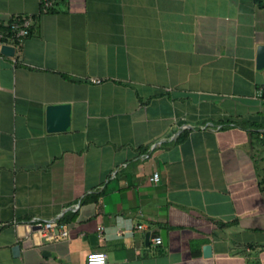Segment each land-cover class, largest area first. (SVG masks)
I'll return each mask as SVG.
<instances>
[{
    "label": "crops",
    "instance_id": "crops-1",
    "mask_svg": "<svg viewBox=\"0 0 264 264\" xmlns=\"http://www.w3.org/2000/svg\"><path fill=\"white\" fill-rule=\"evenodd\" d=\"M24 17L0 50V264H264V6L0 0V25Z\"/></svg>",
    "mask_w": 264,
    "mask_h": 264
},
{
    "label": "built area",
    "instance_id": "built-area-1",
    "mask_svg": "<svg viewBox=\"0 0 264 264\" xmlns=\"http://www.w3.org/2000/svg\"><path fill=\"white\" fill-rule=\"evenodd\" d=\"M53 0H42V9L47 11L52 5ZM34 24L32 17H24L21 19H15L11 24V32L4 33L0 31V50L5 44L13 45L18 48L22 45L24 39L30 34V29ZM97 81V80H96ZM152 181L157 183L160 180L159 172H155L152 176ZM141 228L143 227L140 226ZM45 233H53L59 237H66L69 235L64 225L58 224L54 221H48L44 227ZM163 241L162 237H157L155 242L161 244ZM86 264H112L108 260L107 253L103 251H95L88 255Z\"/></svg>",
    "mask_w": 264,
    "mask_h": 264
},
{
    "label": "water",
    "instance_id": "water-1",
    "mask_svg": "<svg viewBox=\"0 0 264 264\" xmlns=\"http://www.w3.org/2000/svg\"><path fill=\"white\" fill-rule=\"evenodd\" d=\"M16 48L13 45L5 44L1 48V52L7 56H14ZM257 68H264V44H259L257 47ZM72 119V105L68 102L53 103L47 106V131L49 132H62L67 131L71 126ZM162 238L166 244L168 241L167 231H161ZM150 240L149 233L147 234V241ZM20 245L17 244L13 247V252L17 256L20 253ZM204 252L206 256L212 255V246L205 245Z\"/></svg>",
    "mask_w": 264,
    "mask_h": 264
},
{
    "label": "trees",
    "instance_id": "trees-1",
    "mask_svg": "<svg viewBox=\"0 0 264 264\" xmlns=\"http://www.w3.org/2000/svg\"><path fill=\"white\" fill-rule=\"evenodd\" d=\"M54 1V0H53ZM257 2H259V0H256ZM54 4V3H53ZM260 6H264V2L262 1V2H260V4H259ZM53 8V5L49 8V10L50 9H52ZM14 21H12V22H10V24L8 25V26H5V25H0V31L1 32H4V33H10L11 32V24L13 23ZM33 26H34V24H33ZM33 26H32V28L30 29V34H31V31H32V29H33ZM29 34V35H30Z\"/></svg>",
    "mask_w": 264,
    "mask_h": 264
},
{
    "label": "rangeland",
    "instance_id": "rangeland-1",
    "mask_svg": "<svg viewBox=\"0 0 264 264\" xmlns=\"http://www.w3.org/2000/svg\"><path fill=\"white\" fill-rule=\"evenodd\" d=\"M262 1L264 2V0H259V2H258V3L260 4V2H262Z\"/></svg>",
    "mask_w": 264,
    "mask_h": 264
}]
</instances>
